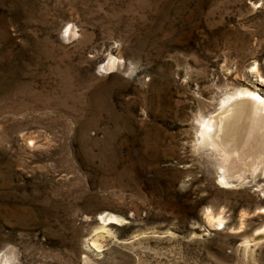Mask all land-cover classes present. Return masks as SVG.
<instances>
[{"label":"rangeland","instance_id":"374dc122","mask_svg":"<svg viewBox=\"0 0 264 264\" xmlns=\"http://www.w3.org/2000/svg\"><path fill=\"white\" fill-rule=\"evenodd\" d=\"M263 80L264 0H0L3 264H264Z\"/></svg>","mask_w":264,"mask_h":264},{"label":"bare ground","instance_id":"6f19581e","mask_svg":"<svg viewBox=\"0 0 264 264\" xmlns=\"http://www.w3.org/2000/svg\"><path fill=\"white\" fill-rule=\"evenodd\" d=\"M116 62V58L114 59L111 56L107 62V67H114ZM252 94L253 93L249 92L248 90H241L230 96H227L223 99L218 114L202 121L199 128V144L208 146L211 148V150L218 153L217 164L218 167L223 170V174L220 176V182L222 186L227 185L229 183L228 178L232 176V165L229 159V149L233 141L236 139V122L238 118H240V115L248 113L250 103L245 97H254ZM253 104L254 105L251 114L252 117L254 116L258 120L262 116L261 110L264 111V107H260L257 101H254ZM256 124L258 125V123ZM115 220L117 221L116 216L110 212L99 213V221H101L103 225L111 224ZM207 221L211 226L215 225L216 227H221L224 222L221 214H218L217 216L209 214L207 215ZM1 257L2 256L0 255V264H3L4 260L3 258L1 259Z\"/></svg>","mask_w":264,"mask_h":264}]
</instances>
